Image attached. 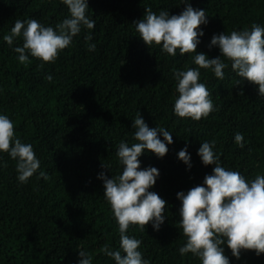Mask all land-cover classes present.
Segmentation results:
<instances>
[{
  "label": "trees",
  "instance_id": "obj_1",
  "mask_svg": "<svg viewBox=\"0 0 264 264\" xmlns=\"http://www.w3.org/2000/svg\"><path fill=\"white\" fill-rule=\"evenodd\" d=\"M87 2L94 29L82 26L54 63L29 55L31 63L24 65L13 51L22 46V37L12 46L3 40L15 21L36 19L55 28L70 18L69 9L62 0H0V114L13 121L16 136L32 144L40 160L37 173L20 183L16 161L0 152V163L7 162L0 167V264H79V250L92 254L93 264H115L99 252L105 244L120 249L118 224L98 176L103 172L110 179L122 173L116 153L121 141L129 146L138 142L133 128L138 113L149 128L171 132L173 143L162 158L148 150L139 157L141 169L151 166L160 173L150 191L167 202L164 223L158 231L151 223L144 231L133 225L127 234L142 241L138 250L149 264H201L192 253H179L187 237L179 224L177 193L203 186L205 175L212 174L215 165L205 166L197 154L205 141L215 140L213 150L226 169L249 181L264 175V96L222 56L229 65L223 80L211 69H199L216 110L200 121L179 118L173 110L178 97L173 70L198 68L196 53L182 56L177 50L173 57L162 45L148 46L133 22L148 7L156 14L166 10L179 15L186 6L183 0ZM187 2L206 13L197 53L209 59L221 56L217 46L209 47L214 34L250 29L253 23L264 27V0ZM88 34L92 40L86 43ZM88 43L96 50L89 51ZM236 133L243 134V148L235 143ZM185 147L190 169L178 158ZM40 171L50 179H38ZM223 247L230 264H264V254L242 250L236 259Z\"/></svg>",
  "mask_w": 264,
  "mask_h": 264
},
{
  "label": "clouds",
  "instance_id": "obj_2",
  "mask_svg": "<svg viewBox=\"0 0 264 264\" xmlns=\"http://www.w3.org/2000/svg\"><path fill=\"white\" fill-rule=\"evenodd\" d=\"M62 3L68 7L70 18L55 28L45 27L36 19H17L10 32L3 36L9 46L22 37V46L13 49L19 54L21 64L31 63L29 55L44 63H54L61 51L72 44L82 26L94 29L95 20L87 15V0H62ZM183 3L186 6L179 15H170L166 10L156 14L148 7L144 17L133 22L139 37L148 46L162 45V51L173 57L177 50L182 56L196 53L194 63L198 68L173 70L178 93L174 114L200 121L216 110L210 91L205 83L200 82L199 69H211L216 78L223 80L224 70L229 65L221 59L222 56L231 61V69L239 77L258 85L260 96H264V27L253 23L250 29L214 34L209 47L217 46L221 56L209 59L205 53H197L201 42L199 37L204 35L201 25L208 23L206 13L194 9L187 0ZM84 39L86 43L91 41V34ZM88 50L95 51L96 45L88 43ZM39 67L42 68L43 64ZM45 78L50 83L53 81L52 75ZM133 128L136 129L134 139L138 142L129 146L121 141L116 153L123 166L122 173L110 179L103 172L98 176L104 182V197L118 224L120 249L113 250L105 244L99 252L112 258L115 264H149L138 250L142 241L129 236L128 229L137 225L144 231L151 223L158 231L164 223L167 205L156 192L150 191L160 174L158 169L151 166L141 169L139 157L145 150L159 158L164 157L168 152L167 145L173 143L172 133L162 127L149 128L140 113L133 121ZM158 133L162 134L163 140ZM234 140L239 147H244L243 134L236 133ZM215 143V140L202 142L198 149L197 154L205 166L215 165L212 174L205 175L203 186H195L186 194L177 193V199L181 201L179 224L187 237L179 253L182 257L192 253L201 264H230L225 255V244L236 259H240L242 250L254 251L257 256L264 254V175H257L249 181L238 171L221 166L213 150ZM0 152L16 161L20 183H27L40 169V160L32 144L21 142L15 134L13 121L4 114H0ZM178 158L191 168L187 147L179 151ZM0 167L6 168L7 162L0 163ZM102 167L108 168L103 164ZM37 178L47 181L50 176L40 171ZM79 257V264H93L92 254L79 250Z\"/></svg>",
  "mask_w": 264,
  "mask_h": 264
}]
</instances>
